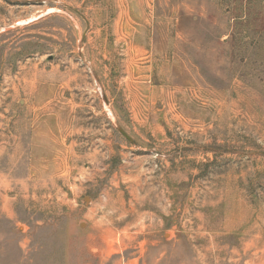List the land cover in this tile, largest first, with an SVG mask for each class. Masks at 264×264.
<instances>
[{"label":"rangeland","instance_id":"rangeland-1","mask_svg":"<svg viewBox=\"0 0 264 264\" xmlns=\"http://www.w3.org/2000/svg\"><path fill=\"white\" fill-rule=\"evenodd\" d=\"M0 264H264V0H0Z\"/></svg>","mask_w":264,"mask_h":264}]
</instances>
